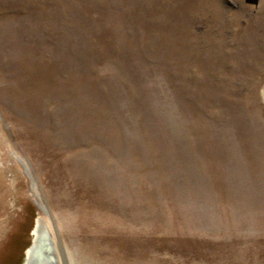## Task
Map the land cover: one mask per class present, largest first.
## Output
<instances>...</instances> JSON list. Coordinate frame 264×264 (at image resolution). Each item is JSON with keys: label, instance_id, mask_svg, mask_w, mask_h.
<instances>
[{"label": "rangeland", "instance_id": "374dc122", "mask_svg": "<svg viewBox=\"0 0 264 264\" xmlns=\"http://www.w3.org/2000/svg\"><path fill=\"white\" fill-rule=\"evenodd\" d=\"M40 218L63 264H264V0H0V264Z\"/></svg>", "mask_w": 264, "mask_h": 264}, {"label": "water", "instance_id": "95a60500", "mask_svg": "<svg viewBox=\"0 0 264 264\" xmlns=\"http://www.w3.org/2000/svg\"><path fill=\"white\" fill-rule=\"evenodd\" d=\"M36 243V240L33 239L32 245L30 248H32ZM36 250H38L36 253L38 255L34 256L32 259L38 264H63L62 259H60V254L57 250V247L54 243V240L52 239V236L50 232H46V230L42 231L40 234L39 240H37V246ZM28 251L26 252V258L23 264H27L28 261Z\"/></svg>", "mask_w": 264, "mask_h": 264}, {"label": "bare ground", "instance_id": "6f19581e", "mask_svg": "<svg viewBox=\"0 0 264 264\" xmlns=\"http://www.w3.org/2000/svg\"><path fill=\"white\" fill-rule=\"evenodd\" d=\"M43 230L44 231L46 230V232H49V228H48L46 222L44 221L43 218H40L38 220L36 227H35V230L33 231V239L36 240V243L32 248H30L31 246L29 247V251H28V257L29 258H28L27 264H38V262L36 263L32 259L34 258V256L38 255V253H36L38 251V250H36L37 240H39L40 234L42 233Z\"/></svg>", "mask_w": 264, "mask_h": 264}]
</instances>
